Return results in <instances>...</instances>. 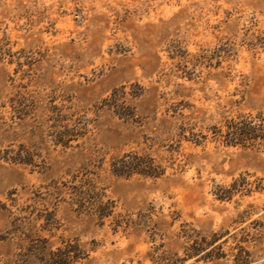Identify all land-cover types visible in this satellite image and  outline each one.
I'll return each mask as SVG.
<instances>
[{
    "label": "rangeland",
    "instance_id": "rangeland-1",
    "mask_svg": "<svg viewBox=\"0 0 264 264\" xmlns=\"http://www.w3.org/2000/svg\"><path fill=\"white\" fill-rule=\"evenodd\" d=\"M247 117L264 0H0V264H264V139L220 136Z\"/></svg>",
    "mask_w": 264,
    "mask_h": 264
},
{
    "label": "trees",
    "instance_id": "trees-1",
    "mask_svg": "<svg viewBox=\"0 0 264 264\" xmlns=\"http://www.w3.org/2000/svg\"><path fill=\"white\" fill-rule=\"evenodd\" d=\"M220 136L227 146H242L244 148L254 146L258 141L264 139V119L262 117H247L229 121L226 132L221 131ZM113 173L116 176L127 178L132 175L149 178H159L164 175L162 168L155 165L150 158L139 155L125 156L114 163ZM236 185L235 183L232 187ZM230 193L233 194V192ZM220 198L223 200L227 196ZM73 260L75 257H72L69 252L58 250L57 253H53V258L46 264H70Z\"/></svg>",
    "mask_w": 264,
    "mask_h": 264
}]
</instances>
